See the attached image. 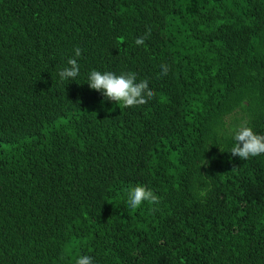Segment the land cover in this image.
<instances>
[{
  "label": "trees",
  "instance_id": "1",
  "mask_svg": "<svg viewBox=\"0 0 264 264\" xmlns=\"http://www.w3.org/2000/svg\"><path fill=\"white\" fill-rule=\"evenodd\" d=\"M92 70L155 95L125 107ZM244 123L264 136V0H0V264H264ZM137 185L159 204L129 208Z\"/></svg>",
  "mask_w": 264,
  "mask_h": 264
},
{
  "label": "clouds",
  "instance_id": "2",
  "mask_svg": "<svg viewBox=\"0 0 264 264\" xmlns=\"http://www.w3.org/2000/svg\"><path fill=\"white\" fill-rule=\"evenodd\" d=\"M150 30L144 37L136 39V45H143L147 35H150ZM81 49H74L75 57L81 55ZM161 75L168 74V66L161 65ZM79 64L76 58H70L67 61V66L63 67L58 73L60 79L75 80L79 75ZM88 85L91 89L101 91L103 95L116 103H122L125 107H133L143 105L148 100L154 97L153 90L149 87L147 80L137 82L135 73H121L116 75L113 72H101L92 70L88 75ZM235 144L231 149V155L240 157L242 160H247L250 157H256L264 154V136L254 133L247 123L241 126L234 133ZM147 202L150 205H158L159 197L149 188L143 185H137L128 192L127 205L135 210ZM75 264H93V259L90 256H80L76 259Z\"/></svg>",
  "mask_w": 264,
  "mask_h": 264
}]
</instances>
